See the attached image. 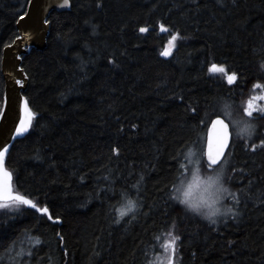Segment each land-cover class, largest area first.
I'll use <instances>...</instances> for the list:
<instances>
[{
    "label": "trees",
    "instance_id": "16d2710c",
    "mask_svg": "<svg viewBox=\"0 0 264 264\" xmlns=\"http://www.w3.org/2000/svg\"><path fill=\"white\" fill-rule=\"evenodd\" d=\"M27 2L0 0V59ZM46 21L44 48L21 55L35 115L4 168L49 211L0 199V264H146L170 232L178 264H264V111L251 138L230 125L220 163L238 216L209 224L170 195L186 150L204 161L208 116L264 97V0H68ZM3 89L0 72V109ZM125 197L138 206L120 217Z\"/></svg>",
    "mask_w": 264,
    "mask_h": 264
},
{
    "label": "water",
    "instance_id": "95a60500",
    "mask_svg": "<svg viewBox=\"0 0 264 264\" xmlns=\"http://www.w3.org/2000/svg\"><path fill=\"white\" fill-rule=\"evenodd\" d=\"M67 6L68 3L65 4L64 0H28L24 13L15 22L17 37L10 44L2 48L0 72L4 82V89L2 94V106L0 109V139H4L7 141L6 143H4L3 147H0V153L4 154L3 157H0V168H2L3 170H5L4 158L17 135L15 132V128L13 127L14 120L16 127L20 126L21 119L25 121V124L27 126L29 124L28 117L25 115L22 108V103L25 99L23 96V92L27 87L28 81L25 73L20 66L21 55L27 53L31 47H34L36 49L44 48L45 38L49 27L48 22L45 23V21L49 15V12L52 10L60 11L65 9ZM19 79L24 80L23 87L15 83V81ZM9 95L11 96V105L7 109V119H3V112L5 111L4 101L5 98ZM18 99L21 103L20 119H15L17 114ZM215 118L216 116L212 119ZM220 118L223 119L225 123H227V121L223 117L220 116ZM10 129L11 136H9ZM213 135V126L211 121H209L205 131L204 153L207 151L208 142L212 139ZM228 148L226 149L225 154ZM205 159L206 157L204 156V160ZM2 183L3 177L2 175H0V185H2Z\"/></svg>",
    "mask_w": 264,
    "mask_h": 264
},
{
    "label": "clouds",
    "instance_id": "9594fccd",
    "mask_svg": "<svg viewBox=\"0 0 264 264\" xmlns=\"http://www.w3.org/2000/svg\"><path fill=\"white\" fill-rule=\"evenodd\" d=\"M232 117V121H235L232 125L236 134L245 139L251 138L256 125L241 114L236 115L233 112ZM186 153L187 156H192L191 148H188ZM190 153L191 155H189ZM187 156L185 157L187 174L185 175L183 170L181 171L170 193L171 198L187 212L213 225L237 213L234 204L230 203V201H234L235 190L227 182L226 167L221 164L214 168H208L202 162L197 163L195 158L191 164H188ZM137 206L135 200L125 197L119 209V216L121 210L127 215L135 211Z\"/></svg>",
    "mask_w": 264,
    "mask_h": 264
},
{
    "label": "snow or ice",
    "instance_id": "6c2138e0",
    "mask_svg": "<svg viewBox=\"0 0 264 264\" xmlns=\"http://www.w3.org/2000/svg\"><path fill=\"white\" fill-rule=\"evenodd\" d=\"M64 2H65V4H67L68 0H64ZM45 23H47V21H45ZM160 28L162 30H164V24L163 23L160 24ZM139 31L141 33H147L149 31V29H147L145 27H141L139 29ZM183 39H185V37L181 36V34L178 30L174 34H172V36H171V42H176V41L183 40ZM162 55L165 57L172 55L171 47L166 48L162 52ZM211 69L213 72H223L224 71V67L222 65L218 66L215 63H213L211 65ZM261 69H262L261 74L264 75V64H261ZM238 81H239V75L236 72L231 73L227 77V84L228 85L236 86V84H238ZM15 83L17 85H20L21 87H23L24 80L19 79V80H16ZM256 87H259V85H256ZM256 99H264V97H258ZM10 105H11V96L9 95L5 98V101H4L5 111L3 112V119H7V109H8V107H10ZM22 108H23L25 115L28 117V120L31 121L32 117L35 114L29 111V100L27 98H25L23 100ZM20 109H21V103L18 99L17 114H16L15 119H20ZM254 111H264V109L255 110L253 108V105H252V99H249L247 101L246 105L241 106V109H240L241 115L244 117H247V118H253L254 117ZM212 115H215L216 118L212 119V116L209 115L208 119L212 123L214 135H213L212 139L209 140V142H208L207 151L204 153V156L206 157V159L202 162L203 164H206V166L208 168H214L222 162L223 157L225 155V151L229 147V141H230V135H231L230 131H229V125L227 123H225V121L223 119L220 118L219 114L214 111L212 113ZM231 122L235 123V121H231ZM13 127L15 128V132L17 134L16 135L17 139L21 135H23L29 131V127L25 124V121L23 119L20 120V126L19 127H16L15 120H14ZM9 136H11V129L9 130ZM6 142H7L6 140L0 139V147H3L4 143H6ZM260 144H261V146H264V140H261ZM252 147H253V149H255L256 145L253 144ZM115 151L118 152L119 150L116 149ZM3 155H4L3 153H0V157H3ZM189 155H191V153ZM37 158H39V156H37ZM189 162H191V161H189ZM180 167H183V168H185V171H188V169L185 165H180ZM0 175H2V177H3V183H2V185H0V199L7 200V201H13V202H16V203L22 204V205H28L32 209H35L37 212L42 213V214L48 213L49 210L47 207H37V204L34 203L31 199H29L23 195L13 194V192L10 188V185H9V180L11 177L7 171L0 168ZM141 179H143V177H141ZM234 199H236V198L234 197ZM237 203H239V201H237ZM238 215H239V213L237 212V213H234L233 216L236 217ZM120 216L121 217L125 216V213L123 210L120 211ZM48 219L51 220L52 217L48 216ZM57 219H59V217H57ZM173 227H175V225H173ZM169 236H171L172 238H171V240L166 242L164 247H165V249H167L168 245H172L173 246L172 252L174 253L176 241H179L180 237L178 235H173V233H171V232L169 233ZM39 242L40 241L37 238L36 243L38 244ZM167 264H173V260L171 259V257H169V259L167 260Z\"/></svg>",
    "mask_w": 264,
    "mask_h": 264
},
{
    "label": "rangeland",
    "instance_id": "374dc122",
    "mask_svg": "<svg viewBox=\"0 0 264 264\" xmlns=\"http://www.w3.org/2000/svg\"><path fill=\"white\" fill-rule=\"evenodd\" d=\"M209 71L212 72V73H216V72L212 71L211 66L209 68ZM252 105H253V108L255 110H260L263 107V105L260 103L259 99H256V98L252 99ZM229 109H230V111L229 110L226 111L227 114L224 116V118L228 122V124L231 125L234 128V126L232 125V122H231L233 117H232L231 114H229V112H231V111L233 113V109L232 108H229ZM261 113H262L261 111H254V114H261ZM234 133H235L236 136H239V135L236 134L235 128H234ZM196 161H197V163H199L200 162V158L196 159ZM186 174H187V172L185 173V175ZM230 203H233V202L230 201ZM166 236H165V238H163V243L161 244L162 245L161 250H159L156 253H152L148 257V260H146V264H167V260L169 259V257H171V259L173 260V264H178L177 263L178 262V258H176L175 255H174V253L176 252V244H175V252L174 253L172 252V247H173L172 245H168L167 249H165V247H164L166 242L171 240V239H168V237H166Z\"/></svg>",
    "mask_w": 264,
    "mask_h": 264
},
{
    "label": "bare ground",
    "instance_id": "6f19581e",
    "mask_svg": "<svg viewBox=\"0 0 264 264\" xmlns=\"http://www.w3.org/2000/svg\"><path fill=\"white\" fill-rule=\"evenodd\" d=\"M26 8V7H25ZM62 11V10H61ZM46 37H47V35H46ZM32 48V47H31ZM21 66V65H20ZM27 77V76H26Z\"/></svg>",
    "mask_w": 264,
    "mask_h": 264
}]
</instances>
